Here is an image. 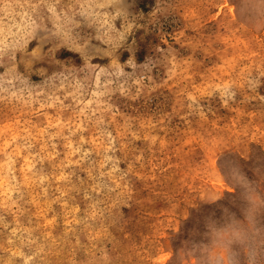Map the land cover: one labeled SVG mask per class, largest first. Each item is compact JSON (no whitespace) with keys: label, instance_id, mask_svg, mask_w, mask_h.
Returning <instances> with one entry per match:
<instances>
[{"label":"rangeland","instance_id":"obj_1","mask_svg":"<svg viewBox=\"0 0 264 264\" xmlns=\"http://www.w3.org/2000/svg\"><path fill=\"white\" fill-rule=\"evenodd\" d=\"M0 264H264V0H0Z\"/></svg>","mask_w":264,"mask_h":264}]
</instances>
